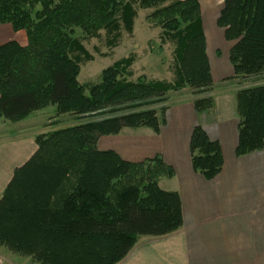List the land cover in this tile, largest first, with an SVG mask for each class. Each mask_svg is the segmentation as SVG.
<instances>
[{"label":"trees","instance_id":"1","mask_svg":"<svg viewBox=\"0 0 264 264\" xmlns=\"http://www.w3.org/2000/svg\"><path fill=\"white\" fill-rule=\"evenodd\" d=\"M139 11L159 30L160 47L172 49L173 80L144 73L132 80L130 54L103 69L98 82L81 84L80 65L93 58L76 31L86 40L102 32L115 49L122 32L132 35ZM2 24L23 32L26 45H0V122L49 106L77 122L35 137V153L0 198V246L37 264H118L140 238L177 232L180 196L158 185L173 177L172 168L159 156L125 161L98 142L124 129L158 133L170 92L191 90L196 114L213 111L200 0H0ZM216 26L230 45L232 75L223 84L237 82L235 155L243 157L264 146V0H222ZM188 149L196 174L211 181L220 173V145L200 125Z\"/></svg>","mask_w":264,"mask_h":264},{"label":"crops","instance_id":"2","mask_svg":"<svg viewBox=\"0 0 264 264\" xmlns=\"http://www.w3.org/2000/svg\"><path fill=\"white\" fill-rule=\"evenodd\" d=\"M203 2L200 0L202 21L206 12ZM205 41L207 47L206 35ZM226 61L224 73L217 76L222 83L232 75ZM209 64L213 79L210 60ZM209 116L212 118L207 120ZM196 125L219 143L222 152V170L211 181L191 167L188 146ZM237 127L234 116L217 118L216 111L196 114L190 98L169 107L158 133L139 129L123 134V130L99 140L100 151L112 150L125 161L159 156L174 173L169 180L175 187L169 191H176L181 200L182 227L164 237L140 238L118 264H264V146L236 157ZM37 135L13 140L10 151L0 145V198L14 171L35 153Z\"/></svg>","mask_w":264,"mask_h":264},{"label":"rangeland","instance_id":"3","mask_svg":"<svg viewBox=\"0 0 264 264\" xmlns=\"http://www.w3.org/2000/svg\"><path fill=\"white\" fill-rule=\"evenodd\" d=\"M203 9L206 8L203 17L204 34L207 40V55L214 69L213 91L214 108L210 113L216 111L217 118L236 117L235 114V98L231 93L232 89L237 88L236 81H227L223 84L218 80L217 76L224 73L226 66L227 51L229 43L222 36V30L215 24L222 1L204 0ZM147 12H138V16L134 22L132 35L122 32L120 43L115 49H109L105 44V37L100 33V37L95 39H83L80 32L76 31L75 37H79L86 51L92 56L93 60L80 65V73L78 81L81 84L96 83L100 79V72L111 66L114 62L126 58L130 54L136 55L134 62V73L131 77L134 80L137 76L144 73L146 77H156L155 79L171 81L173 75L171 72L172 56L171 47L164 45L160 47L158 42L159 30L151 27L146 22ZM8 41H16L20 45H26V38L23 32H14L8 24L0 25V45ZM106 56V57H103ZM226 72V71H225ZM225 75V74H224ZM224 81V80H223ZM247 84L250 85V82ZM233 92V91H232ZM191 90L183 89L178 92H170L167 96L166 106H174L175 103L184 102L191 98ZM230 94V96H229ZM231 98V99H230ZM212 117H207V120ZM55 113V107L49 106L45 109L30 113L18 122H0V145H3L6 151H10L14 141L24 138H33L36 134H41L50 129L55 128L59 123L60 128L75 124L77 121L70 117L62 118ZM56 122H58L56 124ZM67 125V126H66ZM125 133L132 132L130 129H124ZM14 140V141H13ZM2 148V149H3ZM159 187L162 190H172L175 187L173 180L167 178L159 179ZM214 204V203H212ZM145 237L142 240H147ZM0 263L1 264H37L30 258L13 254L8 249L0 246Z\"/></svg>","mask_w":264,"mask_h":264}]
</instances>
